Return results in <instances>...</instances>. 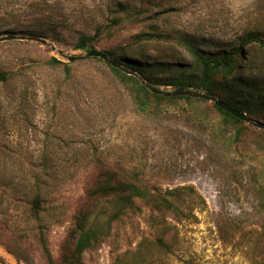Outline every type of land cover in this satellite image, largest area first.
Returning a JSON list of instances; mask_svg holds the SVG:
<instances>
[{"label": "rangeland", "instance_id": "rangeland-1", "mask_svg": "<svg viewBox=\"0 0 264 264\" xmlns=\"http://www.w3.org/2000/svg\"><path fill=\"white\" fill-rule=\"evenodd\" d=\"M145 32L163 37L139 41ZM6 33L41 34L64 56L34 40L0 42V228L10 249H22L17 257L0 240V264H25V252L49 264L45 246L59 264L98 167L114 164L151 188L177 189L179 245L170 256L149 250L144 264H264L261 130L247 124L238 140L210 103L152 101L143 112L109 64L67 59L87 54L76 44L90 35L96 50L119 49L140 66L183 67L184 42L219 52L251 36L264 41V0H0ZM244 51L239 73L264 86V43ZM54 57L72 67L69 78L49 64ZM150 214L115 222L85 263L112 264L152 237Z\"/></svg>", "mask_w": 264, "mask_h": 264}, {"label": "trees", "instance_id": "trees-1", "mask_svg": "<svg viewBox=\"0 0 264 264\" xmlns=\"http://www.w3.org/2000/svg\"><path fill=\"white\" fill-rule=\"evenodd\" d=\"M28 35L44 37L37 33H28ZM162 37L160 33L156 32L136 35L139 41ZM94 42V36L82 35L76 44V48L86 52L96 50ZM252 43H264V41L251 36L243 40L238 47L219 52H208L194 43L184 42L183 44L191 57V63L175 68L165 67L164 64L161 67L140 66L120 54L119 49L103 50V52L111 56L123 68H131L137 71L140 77L156 88L160 89L165 86L167 88L195 89L206 92L218 97L249 117L264 122V86H257L247 81L239 73L240 61L246 60L247 62L248 58L244 47ZM49 64L55 67L61 66L66 77L71 76L72 67L68 63L59 61L54 57L49 60ZM109 68L121 82L129 86L136 105L143 112L150 110L152 101L157 104L178 101H185L189 104L194 102L210 103L206 100L190 97L156 95L149 91L136 76L127 74L111 65ZM0 77L5 78L1 73ZM210 104L221 116L223 126L233 125L235 127L233 133L240 140L244 130L248 129L247 123L215 104ZM261 132L263 135L258 136L257 144L264 143V130ZM188 190L195 193L193 188ZM176 194L177 189L151 188L139 173L120 164L99 166L97 176L87 190L85 204L78 211L74 225L68 233L59 264H86L84 261L85 252L96 248L105 238L110 236L112 225L115 222L120 221L129 212L143 213L144 208L150 210L151 213L152 237H143L134 250L117 252L113 257L112 264H144L151 249L160 252L162 255H174L180 242L177 222L181 215L180 208L174 200ZM34 208L33 216L39 220L37 203ZM103 218L105 221L102 220ZM3 229L0 228L2 244L9 248L12 254L19 257L18 250L22 252V249L17 245L15 250L10 249L9 233ZM44 252L49 264H57L46 246ZM23 255L25 264H35L34 259L29 254L25 252Z\"/></svg>", "mask_w": 264, "mask_h": 264}, {"label": "water", "instance_id": "water-1", "mask_svg": "<svg viewBox=\"0 0 264 264\" xmlns=\"http://www.w3.org/2000/svg\"><path fill=\"white\" fill-rule=\"evenodd\" d=\"M10 40H34V41L42 43L43 45L48 46V44H49L45 38L35 37V36H24V35L12 34V33L4 35V36H0V42L10 41ZM58 52L60 55L64 56V53L62 51L59 50ZM94 57L103 60L104 62H106L107 64H109L113 67L121 69L123 72H125L127 74L136 76L149 91H151L152 93H154L156 95H161V96H165V97H190L193 99L206 100V101H209L210 103L215 104L216 106L220 107L221 109L229 112L234 117L242 120L243 122L250 124L257 129L264 130V122L258 121V120H255V119L249 117L247 114H245V113L231 107L229 104L223 102L218 97L213 96L211 94H208L206 92H202V91L195 90V89H184V88H176L173 91H167V90H162V89L156 88L153 85H151L150 83L146 82L138 74H136L134 72H129L127 69L123 68L111 56L107 55L103 51L91 50V51L87 52V54L84 56H68L67 59L69 60V62L73 63V62H76L78 60H83V59H87V58H94Z\"/></svg>", "mask_w": 264, "mask_h": 264}, {"label": "bare ground", "instance_id": "bare-ground-1", "mask_svg": "<svg viewBox=\"0 0 264 264\" xmlns=\"http://www.w3.org/2000/svg\"><path fill=\"white\" fill-rule=\"evenodd\" d=\"M48 46L52 47L54 50L59 51L53 44L49 43Z\"/></svg>", "mask_w": 264, "mask_h": 264}]
</instances>
